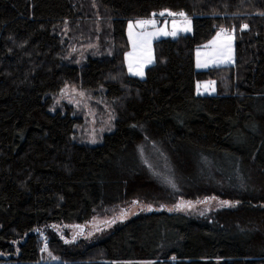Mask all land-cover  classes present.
I'll list each match as a JSON object with an SVG mask.
<instances>
[{
    "label": "trees",
    "instance_id": "1",
    "mask_svg": "<svg viewBox=\"0 0 264 264\" xmlns=\"http://www.w3.org/2000/svg\"><path fill=\"white\" fill-rule=\"evenodd\" d=\"M163 10L185 12L192 33L155 40L144 76L127 74V23ZM261 13L264 0H0V264H40L43 243L60 261L41 264H264ZM221 27L235 28L234 63L196 70L195 49ZM76 42L93 44L82 62ZM206 80L216 92L197 95ZM67 84L113 101L100 143L79 141L81 117L54 104ZM144 143L171 159L178 196L235 205L212 219L140 212L61 245L53 226L82 224L101 202L156 200L138 180Z\"/></svg>",
    "mask_w": 264,
    "mask_h": 264
},
{
    "label": "rangeland",
    "instance_id": "2",
    "mask_svg": "<svg viewBox=\"0 0 264 264\" xmlns=\"http://www.w3.org/2000/svg\"><path fill=\"white\" fill-rule=\"evenodd\" d=\"M161 12H164V15H160ZM155 14V15H153ZM149 18H138L132 22L135 24L137 20H146V19H155L156 28H164L166 31H172L173 22L176 21L178 24L182 21L181 17H172L167 14V11H158L153 13ZM190 20L191 18L188 17ZM126 25L125 33L127 37L128 48L124 54V63L126 67L127 74L134 77H143L133 75L128 71V62L126 59V54L133 51V45L129 39V30L128 24ZM227 29V28H225ZM148 31H154L151 26L148 27ZM229 30V29H227ZM135 32L141 31L139 28L134 29ZM219 31V30H218ZM230 31V30H229ZM67 33V27L65 28ZM231 32V31H230ZM192 33V20H191V31L184 32L178 31L176 37L184 34ZM216 35V34H215ZM214 35V36H215ZM213 36V37H214ZM164 37L163 35L155 37L151 42V55L152 62L144 65V74L147 66L151 65L154 62V41ZM172 37V36H170ZM213 37L209 40L211 41ZM234 37V34H233ZM175 38V37H172ZM209 41L199 47L194 51V67L196 70H208L214 67H220L225 65H231L235 61L234 54V38H233V51H232V61L229 63H220L213 64L209 63L207 67L196 66V52L197 49L201 53L208 51L204 46L209 43ZM93 47L92 43L84 44L81 42H76L73 45H70V50L76 55L78 61L82 62L85 53L88 49L86 47ZM138 51V55H139ZM203 59V55H202ZM86 60V59H85ZM84 62V61H83ZM82 64V63H78ZM213 80L199 81L195 85V93L197 95H212L216 92L215 83L209 84ZM199 85V88L197 87ZM54 104L61 106L64 109L70 108L72 111L81 117L80 124L77 125L76 134L81 136V141L87 145H95L100 143L105 134L112 132L115 128V114L112 109L113 101L106 99L103 96V93L98 92L95 94L92 91H87V89L79 88V86L74 85H65L61 88L60 92L56 95ZM95 141V142H93ZM139 160L144 167V174L138 179L139 184L145 185L147 188L160 189L158 197L152 198L151 196L145 195L143 199L139 201L132 202H123L120 203H104L101 202L97 205L92 213L90 218L82 224H56L53 226L54 233L60 239L61 245H86L101 239L105 236L115 225L122 223L129 218L140 212H147L151 210H165L168 212H181L192 217H201L205 219H212L215 214L220 211L227 210L230 207L223 205L222 201H229L227 199H222L216 196H202V197H191L185 198L178 196L179 183L176 173L173 170V163L168 155L157 149L155 146L150 143H144L139 146ZM177 172V171H176ZM175 185L173 187L172 185ZM159 187V188H158ZM132 189V188H131ZM144 188H141L139 191L134 193H142ZM131 192V190H130ZM146 193V192H145ZM133 194V193H132ZM143 196V195H142ZM154 199L150 201L148 199ZM206 201V202H205ZM188 202H191V206H185L180 209L176 208L178 204L188 205ZM235 205L234 202H231ZM171 209V210H170ZM67 241V242H66ZM41 260L40 264L44 262H59L60 258L54 253H51L48 248L45 249V243L42 245L41 249ZM144 264V263H139Z\"/></svg>",
    "mask_w": 264,
    "mask_h": 264
},
{
    "label": "snow or ice",
    "instance_id": "3",
    "mask_svg": "<svg viewBox=\"0 0 264 264\" xmlns=\"http://www.w3.org/2000/svg\"><path fill=\"white\" fill-rule=\"evenodd\" d=\"M167 14L172 17H181L182 21L178 24L176 21L173 22V30L166 31L164 28H156V20L155 19H146V20H137L135 24L129 22L128 24V34L129 39L133 45V51L126 54V59L128 62V71L133 75L143 76L144 75V65L152 62L151 55V42L152 39L158 36H172L176 37L178 31L189 32L191 31V20L188 18V15L183 12H172L169 10ZM164 12H161L160 15H164ZM155 15V14H153ZM264 15V13H261ZM151 26L154 31H148V27ZM241 30L247 29L249 27L248 24H242ZM139 28L141 31L135 32L134 29ZM235 32V28L231 30V32L223 27L219 29L216 35L213 37L211 41L204 47L208 49L205 53H201L199 49L196 52V66L207 67L209 63L220 64V63H229L232 61V51H233V33ZM139 51V55H138ZM203 55V59H202ZM209 84L214 85V81L208 82ZM199 88V85L197 86ZM215 90L214 88L212 89ZM95 142V141H93ZM175 187V185H172ZM206 202V201H205ZM223 205L228 207H233L234 205L229 201H222ZM239 203V202H237ZM185 206H191V202H188V205L178 204L176 205L177 209H180ZM149 210L151 208L149 207ZM171 210V209H170ZM67 242V241H66ZM47 245H45V249Z\"/></svg>",
    "mask_w": 264,
    "mask_h": 264
}]
</instances>
